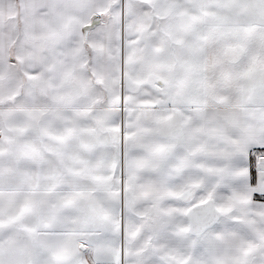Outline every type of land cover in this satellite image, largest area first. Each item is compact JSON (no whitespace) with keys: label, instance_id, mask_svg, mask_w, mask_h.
<instances>
[{"label":"snow or ice","instance_id":"1","mask_svg":"<svg viewBox=\"0 0 264 264\" xmlns=\"http://www.w3.org/2000/svg\"><path fill=\"white\" fill-rule=\"evenodd\" d=\"M0 264H264V0H0Z\"/></svg>","mask_w":264,"mask_h":264}]
</instances>
